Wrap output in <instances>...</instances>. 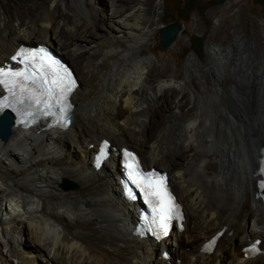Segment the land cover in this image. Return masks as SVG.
<instances>
[{
  "label": "bare ground",
  "instance_id": "1",
  "mask_svg": "<svg viewBox=\"0 0 264 264\" xmlns=\"http://www.w3.org/2000/svg\"><path fill=\"white\" fill-rule=\"evenodd\" d=\"M30 1L35 7L15 13L0 0V65L23 39L43 41L72 57L82 82L67 129L16 125L0 138V238L10 264H167L162 249L172 263L264 264V256L245 259L240 250L248 239L264 241L263 205L254 196L264 145L256 130L264 134L258 36L235 28L230 45L208 44L207 62L188 57L186 78L166 76L143 49L163 27L164 0ZM98 134L168 172L185 210L182 232L173 228L157 244L132 234L137 204L120 195L119 155L92 166ZM64 180L75 186L62 187ZM223 226L214 251L204 253L203 242Z\"/></svg>",
  "mask_w": 264,
  "mask_h": 264
},
{
  "label": "rangeland",
  "instance_id": "2",
  "mask_svg": "<svg viewBox=\"0 0 264 264\" xmlns=\"http://www.w3.org/2000/svg\"><path fill=\"white\" fill-rule=\"evenodd\" d=\"M228 1L229 0H225L222 3H217L215 0H164L162 9L163 26L170 23H180V30L171 45L165 49H163L159 43L160 29L157 30L147 43H144L143 49L148 51L147 46H149V54L154 58L157 65V72L164 73L166 76L169 74H179L186 78L185 66L188 62V57L194 54L195 59L199 64L207 62L208 44L216 42V44L220 46L230 45L233 40V29L235 28L246 37L258 36V43L260 47L263 48L264 0L262 3L256 2L257 0H235L234 5L227 9L226 6H228ZM16 2L17 0H10L11 5H9V9L15 13H21L27 9L30 10V7H35L34 5H31L32 2L30 0H21V3L18 5ZM97 2L100 6L108 4L106 0H97ZM187 4L195 5V8L189 12ZM126 5L128 6L129 3H126ZM106 11H108L107 13L111 12L108 8ZM216 11H218L219 14H216ZM184 15H186L187 18H184ZM224 19L225 21H223ZM222 21L225 23V26L219 31H213V27L218 26ZM199 26H202V28L200 29ZM32 40H35L34 43H36L38 37L33 38ZM22 42L32 43L26 41V39H23ZM59 54L61 55V53ZM61 56L67 59L73 66V59L71 56L66 52H64V54L62 53ZM78 82L81 83L82 80L80 81L78 78ZM256 130H258L257 134L259 136H264V134L259 132V129ZM99 134H101V132H99ZM99 134L98 137L92 139L99 140V137L101 136ZM22 188L25 190L28 189L26 187ZM17 238L21 239L19 235ZM262 244L263 242L261 245ZM25 245H27L25 242H17V246L27 248ZM5 253L6 248L0 238V264H10ZM229 258H231V256L228 255L226 259ZM179 260L180 263H182L181 259Z\"/></svg>",
  "mask_w": 264,
  "mask_h": 264
},
{
  "label": "water",
  "instance_id": "3",
  "mask_svg": "<svg viewBox=\"0 0 264 264\" xmlns=\"http://www.w3.org/2000/svg\"><path fill=\"white\" fill-rule=\"evenodd\" d=\"M215 1L217 3H222L225 0H215ZM179 30H180V24L179 23H170L166 26H163L159 30V43L161 44V47L163 49H165L166 47L171 45V43L174 41ZM58 58L60 59L61 62H63L71 70H73L70 62L67 59H65L61 55H58ZM228 104H229V109L231 111H233L234 110L233 103L231 101H228ZM16 125L17 124L15 123L14 117L8 109H5L3 112H0V138L1 139H7L9 137V135L11 134L12 128ZM38 128L43 130L42 127H37V131H39ZM129 148H131V147H129ZM131 149L136 151L133 148H131ZM154 167L159 171L161 170L159 167H156V166H154ZM62 186L64 188H73L75 186V184H73L69 180H64L62 183ZM120 195L123 199H125L121 193H120Z\"/></svg>",
  "mask_w": 264,
  "mask_h": 264
},
{
  "label": "trees",
  "instance_id": "4",
  "mask_svg": "<svg viewBox=\"0 0 264 264\" xmlns=\"http://www.w3.org/2000/svg\"><path fill=\"white\" fill-rule=\"evenodd\" d=\"M256 2H258V3H262L263 2V0H257ZM188 6V10H189V12L193 9V8H195V5H190V4H187ZM184 18H187V16L186 15H184ZM180 24V23H179Z\"/></svg>",
  "mask_w": 264,
  "mask_h": 264
},
{
  "label": "snow or ice",
  "instance_id": "5",
  "mask_svg": "<svg viewBox=\"0 0 264 264\" xmlns=\"http://www.w3.org/2000/svg\"><path fill=\"white\" fill-rule=\"evenodd\" d=\"M70 90V89H69ZM155 194V193H154ZM161 227L164 228V231L167 232V228L165 225L161 224Z\"/></svg>",
  "mask_w": 264,
  "mask_h": 264
},
{
  "label": "clouds",
  "instance_id": "6",
  "mask_svg": "<svg viewBox=\"0 0 264 264\" xmlns=\"http://www.w3.org/2000/svg\"><path fill=\"white\" fill-rule=\"evenodd\" d=\"M55 52H56V51H55ZM57 53H58V52H57ZM58 55H59V53H58ZM108 139H110V138H108ZM110 141H111V140H110ZM111 143H112V142H111ZM127 147H128V146H127ZM130 149H131V148H130ZM135 152H137V151H135ZM144 165H145V164H144ZM161 170H164V169H161ZM161 170H160V171H161ZM165 171H166V170H165ZM167 173H168V172H167Z\"/></svg>",
  "mask_w": 264,
  "mask_h": 264
}]
</instances>
